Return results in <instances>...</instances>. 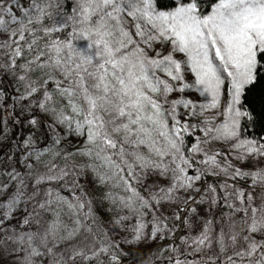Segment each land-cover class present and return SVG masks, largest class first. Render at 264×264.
<instances>
[{
	"label": "snow or ice",
	"instance_id": "1",
	"mask_svg": "<svg viewBox=\"0 0 264 264\" xmlns=\"http://www.w3.org/2000/svg\"><path fill=\"white\" fill-rule=\"evenodd\" d=\"M73 3L71 14H66L62 0H27V4L0 0V57L7 61L0 63V68L11 69L13 74L16 69L23 70L17 79L25 84V95L18 101L42 93L37 107L66 133L83 138L73 152H50L34 148L35 141L29 136L22 145L28 171L22 174L12 167L0 172L7 177L0 182V230L21 209L23 223L37 225L35 231L14 232L8 237L23 253L21 264H44L46 258L48 264H122L119 243L95 226L91 201L76 194L78 174L85 170L92 171L100 183L127 193L109 197L136 217L131 239L125 238V243L172 235L177 225L171 221H180L179 211L195 201L194 196L182 199L177 194L200 193L196 185L208 174L207 168H197L195 154L202 152L205 158L199 163L219 169L211 174L223 173L225 183L208 185L199 202L207 203L209 211L222 202L232 210L229 219L242 213V227L237 231L232 221L227 241L223 229L213 238L214 221L208 218L202 221L198 234L181 236L183 245L190 246L193 253L211 250L215 239L219 254H205L199 261L181 259L183 252L174 244L161 251L178 253L168 258L173 264H264V204L255 206L250 192L227 183L229 179L251 178L254 190L264 186V169L245 172L234 168L230 172V163L222 167L217 162L223 153L208 155L202 147L210 141L235 139L234 149L264 156V144L239 140L240 118L248 114L237 107L246 86L264 72V0H214L208 14L198 10V0H176L170 10H161L159 0ZM78 41H84V46H78ZM21 57L23 62H18ZM37 69L43 78L33 81L29 73ZM191 89L204 102L197 104L183 95L172 98ZM225 89L230 100L222 113L223 122L213 126L214 116L204 117L203 128L188 122L187 117L203 116L220 107ZM181 107L189 110L183 120ZM28 123L38 125L35 118ZM196 128L204 139L197 137L185 149V134ZM53 134V143L60 145L63 136ZM46 151L52 160L45 162L41 158ZM59 156L65 161L62 168L53 162ZM76 157L82 162L77 163ZM33 158L43 164L45 173L34 170ZM153 175L167 179L168 185L141 192L139 185ZM52 181L70 185L72 198L52 187L42 190ZM12 182L15 188L8 191ZM29 182L31 193L26 191ZM41 196L36 204L40 211L24 207ZM171 202H177L179 211L168 217L162 206ZM65 209L70 224L63 219ZM41 211L52 214L42 229L41 221L35 219ZM190 211L197 212L196 208ZM127 220L125 215L114 223L123 227ZM183 223L190 232V219L185 217ZM82 231L91 235L92 241L87 243L86 235L79 244L73 243ZM63 245L67 247L58 251Z\"/></svg>",
	"mask_w": 264,
	"mask_h": 264
},
{
	"label": "rangeland",
	"instance_id": "2",
	"mask_svg": "<svg viewBox=\"0 0 264 264\" xmlns=\"http://www.w3.org/2000/svg\"><path fill=\"white\" fill-rule=\"evenodd\" d=\"M78 46H84L85 42L84 41H78L76 42ZM159 47V46H157ZM165 52H167V48L165 47L164 49ZM6 59L0 57V63H6ZM44 71H47L45 69ZM33 75H31L30 79L33 81H37L36 79H41L43 77V73L41 70L37 69L35 72H32ZM2 78L7 79L12 85L13 80V71L10 69L8 71H5L3 68H0V80ZM187 80L191 82L193 80V77L189 75L187 77ZM17 86L18 89L15 91L21 96V91H25V84L23 82H19L17 79ZM224 92L221 97V106L218 107L217 109L214 110H208L203 113V116L199 117H187L188 122L190 124H199L200 128L204 127L203 119L204 117L208 116H214L215 119L212 121V125H218L223 120L225 117L222 115L224 108L227 106V100L226 97L224 96ZM181 95L184 96L186 99H192L195 103L199 104L201 102H204V98L199 95L198 92L195 91V89L191 90H186L185 93L180 94L176 93V98H179ZM0 98H1V93H0ZM18 98V97H17ZM238 107V105H237ZM13 113L17 117V120L20 125V131H19V141L22 142L28 138L29 136L32 137V139L35 141V144L33 147L39 146L41 143L45 141V132L44 130L39 127L38 125L32 126L28 123V119H25L26 114H31L28 108L29 106L26 105V103L21 100L18 101V99L15 100L14 106H13ZM181 112H183L185 115L181 116V119H185L187 116V112L189 110L183 109L182 107L179 109ZM199 111V109H197ZM31 117V115H30ZM54 122V121H53ZM51 125V124H50ZM61 131L57 135H62L63 139L61 142V146L63 150L67 152H73L77 147L82 145L83 143V138H77L74 135H70L66 133L65 129L61 127ZM200 128L196 129H190L191 132L194 133V137L192 138V143L196 142V138L200 137L201 140L204 139L203 132L200 130ZM50 131L52 130V127L49 129ZM11 130L4 124L3 120H0V165L3 167L2 171H9L11 169L6 168V166L12 165L17 169L20 170H26L24 160H23V154L21 153L20 149L18 146L14 143V141H11L12 139V133L10 132ZM56 134V133H55ZM238 137L239 140H250L246 139L243 137L238 130ZM53 139L50 140V144H54L53 141L55 137H52ZM238 142V140H233V141H210L207 144H203L202 147L205 152L208 153V155H214L216 153H223L224 155L217 156V162L222 166H227L229 163L231 164V168L229 171L231 172L232 169L234 168H240L241 170L245 172H250V171H257L264 169V156H259V155H247L243 150L241 149H234L232 147L233 143ZM260 144H264V141L258 142ZM192 145V144H191ZM56 144H54V147ZM47 152V151H46ZM45 152V153H46ZM51 155L50 153H48ZM47 154V155H48ZM45 155V156H47ZM44 155L42 156V161H47L48 158H44ZM11 157V159H9ZM195 158L197 161V168L204 170L205 168L208 169V174H211L212 172H219V169L212 168L208 165L205 164H200L199 161L204 159V153H197L195 154ZM50 159V157H49ZM77 159V160H76ZM77 163H81L82 161L80 160L79 157L75 158ZM39 163V162H38ZM42 164V163H41ZM37 173H45L47 169L42 166L41 169L35 170ZM192 172H195V169L191 170ZM89 172L92 175V184H93V191L91 190L89 194H81L80 196H83L86 200L91 201V207H92V212H93V217L95 221V226L97 228H100L104 231L107 232L111 238L119 243L120 245V251L123 255L129 256V260L125 263L122 264H155L158 260H163L167 258L168 256H176L178 253L171 252L169 250H164L161 251L162 249H166L169 244H172V241L176 238H180L181 236L184 235H192L195 236L201 231V226H202V221L208 218H212L211 211H209V205L207 203H200V197L203 194V190L208 186L212 185L211 182H205V176L202 177V180L197 183V187L201 189L200 193L189 191L187 193L181 191L177 195L181 197L182 199L187 198V196L191 195L195 197L194 202H190L189 205H187L186 209L184 211H179V207L177 202H171V203H165L162 206V213L165 216L172 217L174 211H179V214L181 216L180 221H175L174 219L171 221L172 223L177 225L176 231L172 234L167 236V238L161 240L159 236L155 240H145L143 242H136L133 241L132 243H125L124 239H131L130 235V230L132 226L136 223V217L133 216L127 209H123L119 206V203L117 202L116 204L112 203V200L109 197H118V196H124L127 195L123 188H117L113 187L111 184H103L100 183L99 180L97 179L96 175L90 171V170H85L84 173ZM83 176L82 174H80ZM213 179L220 178L221 180L220 185L225 183V177L223 173H220V175H213ZM81 177L79 176V179ZM7 177L0 175V182L6 181ZM210 181V180H209ZM227 183L229 185L235 184L237 188H242L245 190V192H250L254 197V205L259 207L262 204H264V186H257L253 190L252 185V179L251 178H243L239 177L235 181L233 180H228ZM15 183L12 182L9 184V189L10 191L11 187L14 186ZM168 185V180L165 178H161L158 176H151L149 177L146 181L142 182L139 185L140 191L144 192V190L147 188L149 191H154L156 187L159 186H167ZM47 188V187H42ZM229 191H231V188H229ZM217 192H219L221 195H223V192L221 191L220 188H217ZM66 196V195H64ZM69 197V196H68ZM72 198V197H69ZM42 199L41 197H37L36 200H32L30 204H27V209L29 211H40L38 208H36L37 200ZM189 206V208H188ZM220 209V216L221 218L224 217V220L220 222V224L214 222V231H213V238L220 232L221 229H223L225 233V240L227 241V234L229 233V224L232 221H235L236 225V230L238 231L242 227V220L241 216L243 215L242 213H236L231 215V219H229V215L231 214L232 210L225 207L223 203L215 206ZM191 208H196L197 212L195 214L191 213L190 209ZM22 211V210H21ZM20 214H16V221L12 222L11 225L8 227L3 228V230L0 231L1 235H4L6 237V241L3 243V246L0 247V264H21L22 259H23V253L20 252L19 248L17 247L16 243L12 240H9L8 237L13 235V233H21V232H31L35 231L37 228V225L33 223L31 226L30 225H25L23 223V218L19 219ZM128 216V220L122 222L123 227H119L115 225V221L119 219L121 216ZM187 217L190 219L192 222V228L191 231L189 232V229L185 227L183 220L184 218ZM19 219V220H18ZM35 219H39L41 221V229L46 226V223L52 219V214L51 213H46L42 212L40 213L39 217H36ZM63 219L65 220L66 223H71V219L68 216L67 209L64 210L63 213ZM87 224L88 221H85ZM88 236V240L86 241L87 243H90L92 241V236L89 235L86 232H81V235L77 238L76 241L73 243L79 244L81 241L84 240V236ZM172 237V239H168ZM181 241V240H180ZM159 245V247H158ZM67 245L61 246V248L58 249V251H63L64 248H66ZM180 252H183V254L188 253L192 259L194 256H196V253L192 252V249L190 246H185L183 245V242H180ZM210 252V253H208ZM166 254V255H165ZM202 255L200 256L199 259L195 260H190V261H199L202 256L205 254L207 255H213V254H219V248L218 245L215 243V239L213 242V246L211 250L205 249L204 253H201ZM168 255V256H167ZM189 261L188 259H186ZM44 264H48L47 258L44 261ZM219 264V262H218Z\"/></svg>",
	"mask_w": 264,
	"mask_h": 264
},
{
	"label": "trees",
	"instance_id": "3",
	"mask_svg": "<svg viewBox=\"0 0 264 264\" xmlns=\"http://www.w3.org/2000/svg\"><path fill=\"white\" fill-rule=\"evenodd\" d=\"M23 3L27 4V0H22ZM63 2V11L66 14H71V9L75 6L73 3V0H62ZM176 5V0H159V8L161 10H170ZM214 5V0H198V10L202 14H208L211 10V7ZM70 30V29H69ZM18 62H23V57L18 58ZM13 71V70H12ZM21 69H16L15 74H13V85L5 78H2L0 80V93H1V98H0V120L4 122V124L11 130L10 132L12 133V139L11 141H14V143L18 146L20 149L21 153L25 154V149L22 147V142L19 141V131H20V125L17 120V117L13 113V106L15 103V100L17 97H20V95L15 91L18 89L17 86V77L18 75L22 74ZM36 71V70H35ZM34 71V72H35ZM32 72L29 73V76L31 77ZM43 78V77H42ZM41 79H36L37 81L42 80ZM47 87L50 89L52 88V84L50 83L47 85ZM18 91H20L18 89ZM224 96L226 97L227 103L230 100V96L227 94V91L225 89L224 91ZM25 95V91H21V96ZM172 98H176V94ZM42 99V93H37L33 94L32 97H28L24 99L23 101L26 103V105L29 106L30 115L26 114L25 119H28L29 121L32 118L37 119L38 121V126L41 127L44 132H45V141L41 143L39 146H36L34 148L38 150H43V149H48L50 152H57L61 151L64 152L65 150L62 149L61 144L56 145L54 147V144H50V140H52V137H55L53 133H58L61 131V126L55 125L53 122V117L50 114H47L43 112L41 109L37 107V102ZM238 108L241 111L246 112L248 115L247 117H241L240 118V127H239V133L245 137L246 139L254 140L256 142H261L264 141V72H262L256 82H254L251 85L246 86L244 92L241 95L240 98V103L238 104ZM51 124V125H50ZM50 127H52L53 131H50ZM194 137V133L190 131V134H185V149H188L191 147L192 144V138ZM50 152H44V156L47 155ZM50 157V159H49ZM44 158H48V160H52L51 155H47ZM47 160V161H48ZM77 160V159H76ZM30 162H32L35 165L34 170H39L42 168L43 164L40 162L38 163L35 161L33 158ZM58 167H64L65 161L62 156L56 157L53 161ZM12 165H7L6 168L11 169ZM3 169L0 165V172ZM17 171L21 172L24 174L26 170H20L17 169ZM81 178L79 179V185L80 187L76 189V194L81 195V194H89L90 191L93 189V184H92V175L87 172L83 173L81 176L78 174ZM71 179V177H69ZM205 182H211L212 185H220L221 180L220 178H215L213 179V176L211 174H206L205 175ZM210 180V181H209ZM207 182V183H208ZM42 187H52L59 191L62 195H66L69 197L73 196V193L71 191L70 185H68L65 181H52L50 184H45ZM15 188V185L11 187L10 191H13ZM219 188V187H217ZM82 189V190H81ZM28 193H31L32 191V185L31 182H29V187L26 190ZM93 191V190H92ZM32 201L28 202L27 204H30ZM27 204L24 205V207L27 208ZM189 205V204H188ZM189 208V206H188ZM22 211L17 212L19 215V219L24 217V212L23 209ZM221 212L220 209L217 207H213L211 209V217L214 218L215 223L222 222L224 220V217L221 218L220 216ZM18 219V220H19ZM16 219H12L10 221L5 222V227H8L11 225L12 222H15ZM1 231V230H0ZM172 239V237L168 238ZM6 237L4 235H1L0 233V247L3 246V243L6 241ZM180 239L176 238L172 241V244H174L177 247H180ZM159 247V245H158ZM210 253V252H208ZM197 255L192 257L188 254L185 253L183 254L181 259H188L190 260H195L196 258L199 259L200 256L202 255L201 253H196ZM166 255V254H165ZM168 256V255H167ZM174 257V256H171ZM169 256L163 260H158L155 264H173L171 260L168 259ZM129 260V256H125L122 254V263H125Z\"/></svg>",
	"mask_w": 264,
	"mask_h": 264
}]
</instances>
